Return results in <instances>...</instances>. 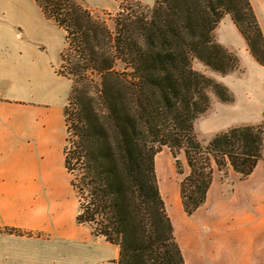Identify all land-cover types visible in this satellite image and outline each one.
I'll list each match as a JSON object with an SVG mask.
<instances>
[{"label": "trees", "instance_id": "16d2710c", "mask_svg": "<svg viewBox=\"0 0 264 264\" xmlns=\"http://www.w3.org/2000/svg\"><path fill=\"white\" fill-rule=\"evenodd\" d=\"M114 29L84 0H35L65 34L59 74L72 86L64 108V165L78 201L79 225L119 247L118 264H186L162 197L155 158L170 148L181 172L185 212L207 200L214 171L231 166L242 178L264 159V124L216 134L204 145L196 121L214 94L232 92L194 68L241 71L239 56L217 42L229 15L264 66V33L250 0H117ZM100 11V10H99ZM19 233L17 229L6 228Z\"/></svg>", "mask_w": 264, "mask_h": 264}, {"label": "crops", "instance_id": "0c3cea01", "mask_svg": "<svg viewBox=\"0 0 264 264\" xmlns=\"http://www.w3.org/2000/svg\"><path fill=\"white\" fill-rule=\"evenodd\" d=\"M250 1L264 33V0ZM35 5L41 10L35 0H0V264H118L119 247L76 220V192L64 165L68 81L19 30ZM215 38L239 56L244 72L213 74L234 101L214 97L211 111L196 121L205 142L264 121V66L229 15ZM155 163L186 264H264V159L246 178L231 166L216 168L205 204L192 215L184 210L173 158L161 151ZM68 242L78 249L68 252Z\"/></svg>", "mask_w": 264, "mask_h": 264}, {"label": "rangeland", "instance_id": "374dc122", "mask_svg": "<svg viewBox=\"0 0 264 264\" xmlns=\"http://www.w3.org/2000/svg\"><path fill=\"white\" fill-rule=\"evenodd\" d=\"M84 1L88 7H89V5L87 3L92 4L95 7H101L98 5H103V4H106L110 7H116V2H117V0H84ZM142 1L147 5H153L155 3V0H142ZM102 10L103 9H101L100 11L97 10V14L100 15L101 17H103V19L107 21V24L110 26L111 29H114V23L112 21L113 17L109 16L107 14L104 15L102 13ZM31 11H32V13H31L30 17L26 18V20H25L27 23H24V22L19 23V26H20L19 30L22 31V33L24 35V37H23L24 39H28L36 45L38 52L42 53V56L48 60L49 66H51V68L53 70L55 68L59 67V69H58V74H59V70L61 69V65H62L61 53L65 47V42H66L65 34L52 20L47 19L44 16V14L42 13V11L36 5H35L34 9ZM108 12L115 14L117 11L112 12V11L108 10ZM193 65H194V68L196 70H199L208 76L214 77L213 74L215 73V71H213L212 69H210L209 67H207L203 63L196 60V61H194ZM243 72H244V69H243L242 64H241V71L234 72V73H243ZM64 77H66V76H64ZM66 78L68 81L67 84H68V88L70 91L72 83L68 77H66ZM212 97H213V100H215L217 98L214 94H212ZM214 97H216V98H214ZM66 104H67V101H66ZM212 107H213V104H212ZM210 111L211 110H209L207 113H209ZM64 116H65V114H64ZM261 124H264V121ZM239 126H241V125H239ZM195 130H196V128H195ZM196 133H197V131H196ZM199 139H200V137H199ZM200 140L204 145H207L209 143V142H205L202 139H200ZM66 141H67V139H66ZM162 151L168 152L169 155L173 158V163H174L175 169H176V175H177V178L179 180V183H181L182 179L190 171L184 151H181L178 155V159L180 160V163H181L182 174L179 173V171L177 169L176 161L172 155L170 148L164 147L162 149ZM179 186H180V184H179ZM77 249H78L77 244L75 242L74 243H70V242L67 243L66 250L68 252H70L72 250H77Z\"/></svg>", "mask_w": 264, "mask_h": 264}]
</instances>
